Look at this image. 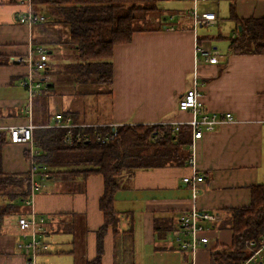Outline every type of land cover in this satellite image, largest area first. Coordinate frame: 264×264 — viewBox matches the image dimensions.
Returning a JSON list of instances; mask_svg holds the SVG:
<instances>
[{
    "label": "crops",
    "instance_id": "0c3cea01",
    "mask_svg": "<svg viewBox=\"0 0 264 264\" xmlns=\"http://www.w3.org/2000/svg\"><path fill=\"white\" fill-rule=\"evenodd\" d=\"M232 5L239 18H264V0H207L199 9L217 15V24L208 27L218 32V39L223 21L222 33L234 35L235 24L229 20ZM160 7L177 11L169 13L173 15L189 10L190 4L165 0ZM24 9L18 0H0V127L31 122L36 130L45 127L57 112L80 124L145 126L163 120L186 121L190 116L178 111V100L192 87L194 75L206 109L229 112L237 119L198 141L196 169L204 182L196 202L191 188L183 183L191 175L187 165L138 170L132 180L123 181L115 198L120 233L114 235L109 227L104 237L101 264H184L186 256L173 241L170 228L177 229L181 215L196 207L219 216L218 221L205 223L210 228L208 241L196 255L195 264H211L214 247L232 244V231L221 228L229 221L228 210L248 206L251 188L264 184V55H232L229 47L222 55L208 37L205 41L200 38L205 26L194 29L187 14L166 23L165 17L153 30L136 31L130 43L114 47L109 96L96 95L83 89L87 85L77 84L70 70L78 63V54L70 44L69 25L52 22L48 11L40 7L36 10L47 21L30 28L18 21ZM198 38L202 47L220 51L218 64H196ZM34 44L48 51L47 90L33 101L30 117L28 93L22 85L28 68L16 59L27 56ZM0 133L7 136L2 129ZM26 151L24 145L6 144L2 150L4 172L26 173ZM103 196L102 175L72 181L62 173L52 175L41 190L17 203L20 211L29 208L27 211L47 219L44 239L50 251L38 257V264H90L96 259L97 232L104 224ZM7 204L0 199V209ZM20 215L17 212L4 220L0 264H26L18 248Z\"/></svg>",
    "mask_w": 264,
    "mask_h": 264
},
{
    "label": "trees",
    "instance_id": "16d2710c",
    "mask_svg": "<svg viewBox=\"0 0 264 264\" xmlns=\"http://www.w3.org/2000/svg\"><path fill=\"white\" fill-rule=\"evenodd\" d=\"M164 1L32 0L36 9L43 7L48 11L52 22L69 25L70 44L78 54V63L70 68L77 77L76 83L103 87L113 83L114 47L130 43L136 31L153 30L137 28V23L145 24L151 19L163 22L166 15L160 4ZM229 20L235 24L234 35L229 40V54L264 55V18H239L232 5ZM163 28L161 25L160 29ZM197 44L201 46L199 38ZM93 74L97 77H91ZM66 134V130L44 127L34 130L39 151L36 163L49 175L67 174L72 181L77 178L84 181L91 175L103 176L104 196L100 200V209L104 224L97 232L96 259L90 263L101 264L108 228H112L114 235L120 233L115 198L123 189V181L132 180L138 170L185 166L190 157L188 146L192 131L189 126H182L178 132L159 125L122 126L118 128V136L108 145L94 141L68 145ZM8 143L6 134L0 133V199L8 202L0 209V236L5 218L17 212L26 213L29 208L22 212L17 203L25 202L31 196L27 172L8 174L3 170L2 150ZM24 157L26 159L27 151ZM228 212L229 221L221 228L228 227L232 231V244L214 247L210 253L211 264H244L251 256L246 242H259L264 238V184L251 188L248 206Z\"/></svg>",
    "mask_w": 264,
    "mask_h": 264
},
{
    "label": "built area",
    "instance_id": "2783aa9c",
    "mask_svg": "<svg viewBox=\"0 0 264 264\" xmlns=\"http://www.w3.org/2000/svg\"><path fill=\"white\" fill-rule=\"evenodd\" d=\"M190 4L187 17L191 19L194 29L199 26L216 25L218 22L217 15L212 12H201L199 6L207 0H182ZM23 6L24 11L18 16L21 24L33 27L36 24L45 23L47 17L36 10L32 0H18ZM176 18L173 14L170 20ZM173 29V28H171ZM220 51L213 47L196 46V64L202 61L206 64H218ZM19 64H24L28 68V74L22 81V85L28 93V110L31 117L33 101L40 97L47 90L45 82V70L48 62V51L41 44H34L30 48L27 56H21L16 59ZM202 91L198 84L197 76L194 75L192 87L182 95L178 100V111L190 116L186 121H160L152 125L162 127H171L173 132H178L182 126H189L192 131V141L188 146L190 157L186 163L191 170V175L183 178V183L192 190V200L196 202L200 195L199 185L204 182V177L197 171V145L205 134L215 132L216 130L237 123V119L232 113L209 112L202 102ZM124 126H134L133 124ZM120 125L105 124H80L75 123L70 115L57 112L52 115L50 123L44 128L66 130L65 141L68 145L76 142H95L101 145H108L118 136ZM7 133L9 143L21 144L26 146L27 173L29 175L31 196L41 190L42 183L49 179V175L44 170H40L36 157L39 155L37 144L34 140L35 127L30 122L24 126H5L0 127ZM30 196V197H31ZM219 216L210 212H201L196 207L184 212L180 218V226L173 230L171 237L179 247V250L186 256L184 264H195L198 251L206 245L208 238L206 233L210 230L206 222H216ZM17 226L21 231V243L18 248L26 264H38L39 256L48 254L50 249L45 241V235L48 232L47 219L36 214L34 211H27L19 216ZM247 249L251 252L250 258L244 264H262L264 261V238L259 242L247 241Z\"/></svg>",
    "mask_w": 264,
    "mask_h": 264
},
{
    "label": "rangeland",
    "instance_id": "374dc122",
    "mask_svg": "<svg viewBox=\"0 0 264 264\" xmlns=\"http://www.w3.org/2000/svg\"><path fill=\"white\" fill-rule=\"evenodd\" d=\"M180 11V10H179ZM175 12H177V11H171V10H164V14H166V17H167V19H166V21H164L165 23L167 22V21H169L170 20V16H171V14H169V13H175ZM182 13H185V14H188V10H186V11H184V12H182ZM182 13H177V14H175L177 17H179L178 15L179 14H182ZM153 19H151V20H149L147 23H145V24H139V23H137V25H136V27L137 28H147V29H153V28H155L154 26H157V25H159V23H162V22H160V21H158L156 24H153V22L154 21H152ZM155 20V19H154ZM223 28H224V21H223V23L220 25V27H219V32L222 34V36H221V38H217L218 37V32L216 31V30H213V28H209V27H204V33H201L200 34V38H202V36H203V41H205V38H209L210 39V43H211V45L212 46H217L218 47V49L222 52V55L227 51L226 49L229 47L228 45H229V38L231 37V35H232V33H231V31H229L227 34H224V33H222V30H223ZM201 31V30H200ZM214 46V47H215ZM91 77H93V78H96L97 77V75L96 74H93ZM107 88H108V86L107 85H105L104 87L103 86H100V85H96V84H92V85H88V86H84L83 87V89L85 90V89H87V90H91V91H93L96 95H100V94H102V95H104V96H109L108 94H109V92H108V90H107ZM101 109V108H100ZM94 110H96V111H98L99 109L98 108H94Z\"/></svg>",
    "mask_w": 264,
    "mask_h": 264
}]
</instances>
